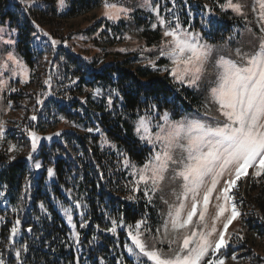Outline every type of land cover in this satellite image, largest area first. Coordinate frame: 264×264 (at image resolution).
<instances>
[{"label": "snow or ice", "instance_id": "6c2138e0", "mask_svg": "<svg viewBox=\"0 0 264 264\" xmlns=\"http://www.w3.org/2000/svg\"><path fill=\"white\" fill-rule=\"evenodd\" d=\"M16 3L23 12H30L37 0H16ZM56 4L63 8L65 0H56ZM101 6V16L113 22L131 19L136 8L154 14L155 22L151 27L160 31V40L150 48L138 46L142 53H154V56L144 57L146 66L167 74L178 86L177 92L191 89L204 93L202 104L191 112L177 109L174 100L168 98L164 103L172 104L171 109L164 107L161 110L158 100L149 103L143 114L137 112L133 125L136 137L133 148L128 151L117 149L124 169L130 170V179L124 186L129 192L126 199L142 198L146 205L141 218L134 225L126 226L130 243L123 245L124 250L133 258V264H228L229 260L232 264H241L242 260L245 264H264V256L255 253L241 256L233 247L234 241L237 244L244 241L242 228L230 231L234 222L242 223L250 215L257 216L264 223L261 211L242 210L244 201L237 195L242 180L246 184L249 180L256 184L264 182V0H253L251 20L244 10L246 5L240 0L218 2L217 7L222 12L231 10L243 21L242 29H233L219 44L210 43L203 28L197 29L190 22L182 24L177 16L169 19L161 15L160 4L155 0H141L132 7L123 0H101ZM175 7L173 0L172 7L165 11L173 14ZM204 13L208 19L202 18V23L211 25L213 8L205 4ZM32 23L35 28L32 37L36 41L41 35L47 37L56 55V46L61 41L35 21ZM15 33L16 29L6 32L0 27V45L6 46L0 48V92L18 91L9 84V80L17 77L20 84L27 83L24 78L26 66L14 51L18 44ZM5 34L7 38H4ZM245 35L250 37L247 41L243 39ZM125 39L131 37L126 35ZM63 43L67 46V41ZM161 59L167 63H158ZM44 60L53 63L47 55ZM51 80L49 76L43 83L51 88ZM137 87L144 88L145 92L153 91L151 82ZM111 93L109 106L113 103L112 96H119L116 89ZM53 94L44 92L42 95L46 98ZM93 94L98 95L99 89ZM153 99H156L155 93ZM44 104L45 99L38 94L35 105ZM35 105L33 115L28 117L31 121L38 119L36 113L39 109ZM7 107H12L11 100H8ZM177 115L179 119L174 118ZM5 123L0 120V141L5 139ZM85 130L100 132L98 127ZM23 131L30 140L26 159L35 169H41L42 164L33 153L41 146V139L51 140L52 135L58 137L61 133L42 138L31 125L25 126ZM133 150L142 157V163L132 160L129 153ZM6 151L18 152L20 146L9 141ZM9 159L15 160L16 156L11 155ZM47 172L49 177L54 174L52 168ZM136 193H142V196ZM157 198L166 210H158L159 219L153 225L147 205L155 207ZM73 203L76 209L82 207L79 201ZM40 207L44 209L43 204ZM63 212L68 223L75 228L72 207H64ZM87 223L82 220L80 227H86ZM111 223L112 226L105 231L115 234L123 223V216ZM20 225L21 221L17 219L7 237L8 244L13 247ZM32 230L31 227L27 229L28 232ZM73 235L79 241V234L74 232ZM28 251L26 243L15 247V264H26L23 254ZM0 264H5L3 253H0ZM101 264H104L103 258ZM116 264H124V260H117Z\"/></svg>", "mask_w": 264, "mask_h": 264}, {"label": "trees", "instance_id": "16d2710c", "mask_svg": "<svg viewBox=\"0 0 264 264\" xmlns=\"http://www.w3.org/2000/svg\"><path fill=\"white\" fill-rule=\"evenodd\" d=\"M166 1L171 8V3ZM218 2L223 3L224 0H175L176 9L173 13L179 17L182 24L190 22L197 29L203 28L209 42L219 44L239 26L240 21L229 19V14L217 7ZM208 3L211 4L214 15L211 17L212 24L205 26L202 18L208 19L204 13V5ZM100 5L101 0H71L64 18L86 15ZM32 21L35 19L23 12L18 3L0 0V24L6 25L8 30L16 29V51L30 73L34 72L39 61L31 41L34 30ZM144 36L148 45L159 38L156 33L144 32ZM70 63L75 67L69 76L70 82L76 81L70 88L74 99L66 105L54 101L51 109L75 124L85 123L86 128L94 126L95 121L106 137L124 151L133 148L135 140L129 124L120 114L108 112L104 103L91 99L92 90H118L119 96L116 97L121 113L131 117L136 116L138 111L142 114L149 103H156L157 100L161 104V110L164 107L171 109L173 105L165 104V98L174 100L177 109L184 108L189 112L200 104V97L191 89L177 92L178 86L167 76L153 74L146 67L132 68L127 59L111 60L97 67V62L81 64L71 56ZM47 75L49 77L51 73ZM148 82H151L153 91L145 92L144 88L137 87ZM84 89L88 93H84ZM79 96L84 97L82 102L78 100ZM10 99L14 105H19L21 96L12 94ZM174 118L178 119L179 115ZM43 121H34V127L40 135L46 136L48 130ZM8 136L13 141L21 139L26 142L24 136ZM129 154L133 161L143 162L135 150ZM146 154L145 152L144 155ZM34 158L42 164V172L35 178L25 160L11 161L6 152H0V192L3 193L0 195V217L4 218L0 225V253H3V258H9L6 253L10 247L7 237L14 222L19 219L22 235L17 245H28L29 251L23 254L26 264H77V261L79 264H101V258L104 264H116L117 260H121L125 255V235L121 231L111 234L105 229L112 226L113 219L119 221L121 216L124 225L135 224V221L141 218L146 205L143 200L133 203L126 199L125 176L117 155L102 148L98 136L84 135L74 129H68L56 139L43 142ZM48 168L53 169L54 181L45 184ZM62 190H75L83 197V217L81 216L79 222L74 219L75 229L79 234L77 246H74L71 240L70 228L63 215L58 212L57 204L68 205ZM263 197L264 182L256 184L251 181L248 200L242 208L244 211L252 209L253 212L261 211L263 214ZM41 204L44 205L45 214L40 210ZM147 211L150 219L155 222V210L147 205ZM254 218L255 215H250L244 223L252 237L264 239V223L259 218ZM82 220L88 222L84 228L80 227ZM29 227L33 229L32 232L27 231ZM243 242L245 244L241 245L249 244L245 239ZM253 242L250 244L252 248ZM11 260L15 262V259Z\"/></svg>", "mask_w": 264, "mask_h": 264}, {"label": "rangeland", "instance_id": "374dc122", "mask_svg": "<svg viewBox=\"0 0 264 264\" xmlns=\"http://www.w3.org/2000/svg\"><path fill=\"white\" fill-rule=\"evenodd\" d=\"M8 1L16 3V0H8ZM70 1L71 0H65V6L63 8H58L56 4V0H37L36 6H34L30 12H26L30 17L35 19V22L39 24L41 28L47 31L53 38L60 40L61 43L56 46L57 54L54 55L51 49V42L48 40L47 37L41 35L40 40L36 41L31 35L32 46L35 49V52L37 53L39 58L37 67L34 69L33 73H30L29 69L25 67L24 78L27 81V83L25 84L19 83V77H17L15 80H9V84L12 87L17 88L18 91L0 92V97H3L2 99H0V120L6 122L5 139L3 141H0V152H6L8 158L11 155H15L16 156L15 160L17 159L25 160L29 166L30 171L32 172V175L34 174V178L39 173L42 172V168L35 169L32 165V162L26 159L27 152L30 148V140L23 131L25 126H29V125L34 126V121L29 120L28 117L33 115V107L35 105V100L37 98V95L41 94V98L45 99V104L44 106L35 105V107L39 109V111L36 113L38 119L41 121L44 120L43 122H45L44 126L48 130L46 136L52 135L53 133L56 132H60L62 135L63 132H65L68 129H74L78 133L84 135L98 136L101 147L111 150L113 153L117 155L118 159H120L121 170L125 176V184H126L130 179L129 176L130 170L124 169L122 164V157L118 155L117 149H119L120 151H124V150L117 148V146L106 137V134L102 131V129L97 125L95 121H93L94 126H91V128L95 129L98 127L100 129V132H96V131L87 132L85 129L88 128L84 127L85 123L75 124L74 121L65 119L59 113L55 112L54 109L52 110L51 107L54 104V101L57 102V104L66 105L68 104L69 101L74 99L73 97L74 95L70 93V88L73 83H71L69 80V76L72 72L71 70L75 68L70 63L71 56H74L75 60L81 62V64L85 62H93V63L97 62L96 63L97 67H100L103 63H108L111 60L127 59L129 61V66L132 68L146 67L153 74H157L158 76H167V74L165 73L155 72L152 70L151 67L146 66V61L144 57L154 56V53H147V52L142 53L138 49V46L150 48L153 44H157L160 40V31L154 30L151 27V24L155 22L154 14L149 13L148 11L141 8H136V10L132 14L131 19L120 20L115 22L109 21L101 16V11H102L101 5L86 15L64 18L69 8ZM168 1L171 3L170 6L172 7L173 0H168ZM140 2L141 0H123V3L127 4L130 7L135 6ZM155 2L160 4L161 15L167 16L169 17V19H172L173 16H177L174 13L169 14L165 11L166 8H170L166 0H155ZM240 2L246 5L244 10L248 14L249 19L251 20L253 18L251 12L253 0H240ZM225 13L229 14L228 16L229 19H237L238 21H240L239 26L236 28H241V29L243 28L242 18L236 17L231 12V10H227L225 11ZM144 18H146V20H143ZM0 27L5 28L6 32L8 31V27L6 25L3 26L0 24ZM33 31H35V28ZM144 32H148L150 34L156 33L159 35V38L155 39L154 41H151L150 44L148 45L146 43V37L144 36ZM126 35L131 37V39H125ZM4 38H7L6 34ZM14 38L16 39V33L14 34ZM249 38L250 37L245 35L243 39L247 41ZM64 41H67V46H65V44L63 43ZM3 47L6 46L0 45V48ZM122 48L127 49V51H123V52L119 51ZM133 49L136 50L133 51ZM14 51L16 55L24 63L23 59L17 53L16 47ZM46 55L49 57L50 60L53 61L52 64H49L44 60V57ZM158 63L164 64L167 63V61L161 59L160 61H158ZM49 72L51 73L52 76L51 88H49L48 85H45L43 83V81L48 78L47 73ZM65 75L67 78L65 77ZM58 76L60 78H57ZM5 78H7V74ZM96 89L90 92L91 99L101 104L104 103L105 109L108 112H111L112 114H116V113L120 114L123 117V119L129 124L131 128L132 137L136 139L133 132V125L137 115L131 117L121 113L120 104L115 95L112 96L113 103L111 106H109L108 99L109 96L112 94L111 91L99 89V94L94 95L93 92ZM44 92H52L54 94L45 98L42 95ZM83 92L88 93V91L85 89L83 90ZM12 94H19L21 96V100L19 105H14L12 103V107L8 108L7 102L8 100H11L10 97ZM196 94L200 97V104H199L200 106L204 101V93H196ZM83 99H84L83 96H79L78 100L82 102ZM45 111H47L49 114H47ZM61 117H63V120L61 119ZM64 121H67V123H65ZM73 124L79 125V127H73L72 126ZM9 134H13V136H24L26 142L22 141L21 139H19L18 141H13L12 139H9L8 136ZM40 136L42 138L45 137L42 135ZM56 138L57 137L55 135H52V139H56ZM9 141L13 144H19L20 151L8 153L6 149L8 147ZM105 141H107V143ZM43 142H48V140L41 139V145L43 144ZM111 145H115L116 147L113 148ZM34 154L35 153H33V156ZM53 181H54L53 175L49 177L47 172V179L45 181V184H50ZM250 182L251 180H249L247 184L243 180L239 182L240 186L237 195L239 197H242L244 201L243 205L246 204L248 200V190H249ZM62 193L65 196V198L68 200V205L62 206L60 204H57L58 212L61 215H63L67 226L70 228L71 240L74 246H77L78 241L76 237L73 235V233L74 232L77 233V231L75 228L72 227V225L68 223L67 217L64 215L63 208L72 207L73 209L72 223L74 224V219H77V222H79L81 219V213H84L85 211V205L82 202L83 197L82 195H79L75 190L74 191L62 190ZM165 194H167V189H165ZM124 195L125 197L129 195V192L126 189ZM136 195L142 196V193H136ZM142 200L145 202V200L142 198L138 200H128V201H131L133 203H139ZM74 201H79L82 207L80 209H76L75 204L73 203ZM262 201L264 202V197ZM150 206L156 212V221L154 222V220L150 219L153 225H155V223L158 222L159 219L158 210H166V206L160 202L159 198H157L156 200L155 207H153L152 205ZM40 210L42 213L45 214L44 210H42L41 208ZM242 210L244 211L243 208ZM257 218L258 217L255 216L254 219L256 220ZM1 222L2 220H0V225ZM243 223L244 221L242 223L234 222L233 225L230 226V231L235 228H242L243 229L242 234L244 235V239L247 240L249 244L241 245V244L233 243V247L241 256H248V255H252L253 253L258 254V256H264V242H263L264 239H258L256 236L252 237L250 235L249 228H247L245 223L244 224ZM126 226L127 225H124L122 223V225L117 228L115 234H117L118 231H121L125 235V239H124L125 243H130V241L127 240ZM18 227H19V231L16 237H14V241H13L15 247H19L17 245V241L22 235L21 225ZM252 242L254 248L250 246ZM242 244H245V242H242ZM15 247H13V245L10 244L9 250L6 251L9 258L5 259V264H15V262L11 260V259H15L14 256ZM123 252L125 254L124 257L122 258L124 260V264H133V258L128 256L124 248H123ZM228 254L231 255V250L228 251ZM228 264H232L231 260L228 261ZM241 264H245V261L242 260Z\"/></svg>", "mask_w": 264, "mask_h": 264}]
</instances>
